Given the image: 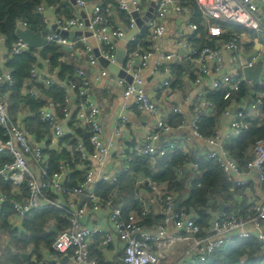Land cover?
<instances>
[{
    "label": "built area",
    "instance_id": "1",
    "mask_svg": "<svg viewBox=\"0 0 264 264\" xmlns=\"http://www.w3.org/2000/svg\"><path fill=\"white\" fill-rule=\"evenodd\" d=\"M69 1V0H68ZM71 1V0H70ZM141 0H132V4L137 11L141 10ZM197 5L204 18L209 20L207 31L210 37L220 38L224 31L215 24L223 22L241 26L251 31H264V21L257 18V13L261 6H264V0H196ZM89 3L83 0H76V5L80 8H86ZM174 5L173 0H159L157 4L156 18L148 24V38L152 41L160 42L166 33L165 19ZM120 8L123 11H128V4L122 1ZM45 8H38L39 14H45ZM103 9L99 3L95 4L93 9V17L89 26L81 17H73L71 19H57L55 22L56 32H49L45 36L48 43H55L60 46L69 48H77L79 45L84 46V51L88 54L89 64L95 67L98 63L94 55V49L89 44V37L85 36V32H90L98 42L102 43L101 56L111 63H115V40L124 39L125 31L118 27L113 28L107 24V20L103 15ZM176 14L183 15L184 11L181 8H175ZM47 25L48 23L45 22ZM94 25L98 28L94 29ZM25 29L26 25H23ZM130 30H135L136 35L131 38L132 43H137L138 38L142 35L135 19L130 20ZM191 29L197 31L199 27L195 24L191 25ZM67 32H82L77 38L65 37L62 33ZM243 42L241 34L233 36L229 41H218V46L215 49L208 47L198 52L191 47L189 42H184L182 47L190 51L189 58L198 64L197 72L195 73V83L200 85L204 78L213 76L214 81L212 88L219 89L222 85L231 87V90H238L239 82L234 75H220L223 70L225 54L237 53ZM30 50L29 46L22 40L14 44L12 54L19 55ZM157 50H136L130 57L126 73L131 76L132 81L125 85L124 80H120L119 84H124L123 92L124 106L129 107L134 104L137 109L147 114L156 120V132H151L147 137L146 146L140 150L141 155L146 157H165L170 151H175L176 145L169 144L168 148H158L155 143L160 139L162 133H170L173 128L166 124L159 117L157 105L147 96L143 89L144 80L141 72L149 69L150 62L154 59ZM196 56V57H194ZM175 58L174 54L161 55L156 61L155 66L151 69V75L155 76L160 71L166 80L164 86H170L172 82L171 68L169 63ZM259 60L258 57L252 56L245 64L246 68L254 69ZM212 63L213 66H210ZM56 72L45 76L37 68L31 71V81H42L47 86L52 84V78ZM108 72L101 70L100 74L94 77L87 74L83 70H78L76 78L82 84L77 85L75 82L70 83V92L74 94L79 92L82 97L80 104H72V99L67 98L65 101L64 113L65 117L69 118L74 110H77V127L88 129L90 133V144L92 151L88 153L82 143L76 148V151L81 154V160L84 166L79 165L80 171L85 172L83 182L76 187L69 198L78 200L80 197L87 196V204L83 207L74 206L71 203L66 206L63 202H55L48 197L50 191L57 194H66L65 183L69 180L67 164H62L59 171L52 173L48 166H45L43 159V148L39 145L33 146L30 136L19 127L9 116L7 107L0 95V128L4 132V136L0 137V153H8L12 157V162L6 164L0 170V178L4 181H9L17 187L26 188V201L18 198L8 200L7 196H3L2 202L10 204L15 213L20 217H25L28 214L42 210L43 208H66L71 226L58 233L52 249L55 253V259L52 263L45 258L41 259L38 264H60L59 258H68L69 264H98L96 260L90 257L89 240L97 234L104 235V244H111L116 238L124 244V264H160L162 253L154 250V245L171 246L173 244L188 243L190 245L189 254L194 253L195 262H206L208 256L213 254L217 249L225 246L234 245L237 239H248L255 235L257 239L264 244V142H259L253 146L249 152V159L241 164L235 159L226 145L218 139V137L204 138L200 131V120L203 117V112L196 114L190 122L189 128L192 131L193 138H202L205 142L211 145L214 149L206 154L207 159L217 163L222 172L230 177H235L234 184L238 189L248 187L249 182L243 178L246 174L256 173L261 184L260 194L262 199L254 202L252 213L245 215H228L221 213L217 216L213 224H210L209 229H206L205 235L203 230L197 225L193 217H189L184 213L176 212V197L173 194L164 196V210L162 211L163 220L158 226V233L151 234L145 231L143 221L146 216L151 215L149 208H144L141 214H125L122 209L113 207L117 193H113L108 199L96 192L99 181H108L109 178L103 176V170L106 168L109 157L111 144L106 143L104 139V129L101 123V110L92 101L93 86L97 84L103 77L107 76ZM220 75V76H217ZM14 81L10 71H4L0 75V87L4 85H12ZM253 88L264 89V77L259 79V82ZM31 96H36L35 90L31 89L28 92ZM228 95L226 96V98ZM255 101L251 105V114L246 115L244 112H239L241 120H234L231 124L232 135L235 138L241 136L249 129L246 119L255 120L262 114L264 107L263 96L255 95ZM202 106L206 109H214L212 102L204 101ZM176 113L183 114L182 110L177 109ZM229 115V111L226 112ZM41 119L43 122L51 123L53 126V137L61 139L70 134L62 122L56 120L54 115L47 111H41ZM244 120V121H243ZM121 123H126V119L121 117ZM186 127V123L178 126V129ZM115 135L120 137V130L115 129ZM130 161L123 167V172L130 171ZM31 162L36 165L41 164L40 173L31 169ZM150 188L157 191V186L150 183ZM107 205L110 207V220L113 225V232L107 233L102 231L97 226H83L82 218L89 213L95 214L96 211ZM173 226L177 230L184 232L182 236H169L168 228ZM250 229V230H249ZM252 231L255 232L253 234ZM167 239V241L165 240ZM175 264H190L187 261H179Z\"/></svg>",
    "mask_w": 264,
    "mask_h": 264
},
{
    "label": "crops",
    "instance_id": "2",
    "mask_svg": "<svg viewBox=\"0 0 264 264\" xmlns=\"http://www.w3.org/2000/svg\"><path fill=\"white\" fill-rule=\"evenodd\" d=\"M113 1L119 5V9L115 6L111 7L112 13H109L108 15L109 20L107 24L109 25L110 23L109 26L113 28H122L125 31V37L124 39L115 40L116 61L115 63L110 62V64L118 66L120 71H125V77H120L118 74L113 73L110 69L102 66L97 56V65L95 67H91L89 64L88 54L84 51L83 45H79L77 48L63 46L66 53L62 58V62L73 68L76 67L77 71H85L87 74L91 75V77H94L96 74H100L101 70L108 72L107 76L103 77L93 86L92 91V101L101 110V123L104 129L105 142L111 144L109 161L106 168L103 170V176L108 177L109 180H101L99 183L119 182L121 178L126 176V178L118 183V185H126V183H129L131 186L133 185V190H131L130 194L127 195L128 197L125 195L121 196V194L117 195L113 207L127 210L128 213L131 214H138V210L140 209L134 207L132 202L134 201L135 203V201H138L142 205V209L146 207L151 210V219L148 220L147 225L145 224V231L147 233L156 234L158 233V226L162 221V211L164 210L165 205L164 196L166 194L175 195L176 208H179L185 204L186 199L189 198L190 191L187 188V192L182 193V196L177 191H171L167 183L156 184L157 191H153L150 188V183H153V181L149 177L148 173L158 175L160 170L157 168V164L158 161L163 158L146 157L141 155L140 150L146 146L149 134L157 131L156 120L147 114L141 113L137 107L134 106V104H130L128 108L125 107L123 99L125 85H128L132 81L131 76L126 73V69L128 68L129 59L134 54V51H155L158 49L154 59L150 62V68L141 72L144 80L143 89L147 96L150 97V99L157 105L159 117L173 128L170 133H162L160 139L155 143V145L158 148L165 149L168 148L169 144H175L177 149L175 151H170L168 156L176 153H182L187 156H193L192 154H194L196 156L194 162L190 161V163H185V165L181 167L184 172V176H186L182 182H185L187 185H189L190 182L201 178L205 174V171L201 170L200 165L204 163L203 161H210L207 159L206 154L214 149L211 145L207 144L204 139L192 137V131L189 126L193 117L199 112L205 113L206 120L217 117L213 130L214 136L212 137H218V139L226 145V148H228L234 140L238 139L232 135V122L237 119L241 120L238 115L241 111L246 115L251 114V105L254 99H249V97H247L241 99L239 101L240 103L234 102L233 106L228 110L229 115L223 113L217 116L216 110H209L202 106V102L207 101L209 96L211 97V95H214V89L212 88L214 77L208 76L204 78L200 85L195 83V73L197 72L198 64L189 58L190 51L188 49H184L182 44L184 42H189L193 49H200L202 42H205L208 38L206 35L208 33L207 27L209 25V20L201 16L198 12H195V10L191 9V7H186L185 4L187 1L173 0L174 5H171V9H169L164 22L166 26V33L160 42L152 41L148 38V36H146V32L149 33V22L156 18L157 8L153 12L151 18H149V21L145 22L141 28H139L137 23L138 29L140 31H145V36L140 38L138 44H133L131 41V38L136 35V31L129 29L130 19H123L121 14H119V11H122L120 8L121 2L125 1L127 3H131L132 0ZM154 1L157 4L159 3V0L140 1L141 10L137 11L136 8L134 10L139 13V20H144V18H146L151 4ZM99 2H101V0L89 3L88 6L83 9H80L76 4H74L73 0L70 1L71 7L67 6L65 9H63V7L60 8V6L57 5L54 7L45 6L44 8L46 12L43 18L44 21L48 23V25L45 23L48 31L54 32L57 30L54 24L58 17L67 20L69 17L82 18L81 14L83 13L89 22H91L94 6ZM177 7L183 9V15L178 16L176 14L175 8ZM134 11L128 7L127 13L130 15L131 19V14ZM257 18L264 21V6L260 7L257 13ZM197 21H199V23H196ZM192 24H199V29L197 31L192 30ZM23 29H25L23 26L20 27V30ZM241 35L243 36V42L239 51L237 53L228 52L225 54L224 66L220 75L230 74L240 77L247 83L249 91L250 86L253 87V85L252 81L246 80L245 64L252 56L258 57L259 62L257 66L261 64L263 67V71L261 72L259 79L264 77V31H251L245 29L244 33H241ZM43 36L45 38V35ZM129 36L130 42H126L125 40ZM77 37L78 36L76 35L68 36V38L71 39H75ZM89 44L94 49V55L95 51H98L100 57H102L100 49L103 44L95 40L93 37H89ZM44 48L42 51L39 49L33 50L37 51L38 54H41ZM121 51H124V56L121 63H118V55ZM11 54L10 49L5 45V40L1 39L0 70H6L7 59L11 56ZM166 54L175 55L173 61L167 62L171 68L172 78V82L168 87L164 86L166 76H164L161 71L155 76L151 75V69L155 66L156 61L160 59L161 55ZM103 59L106 60L105 58ZM39 61L40 64L38 68L40 70H38L42 73L45 69L47 70V66L45 65L46 62L42 59ZM209 64L210 66H213L212 63ZM257 66L254 69H256ZM120 80H124L125 85H120ZM31 85L32 81L29 79L25 81L24 88L27 90ZM220 88L226 89V86L222 85ZM48 105L51 106V104ZM177 109L182 110L183 114L176 113ZM29 116L30 115L27 111L22 109L17 122H14L30 136L33 146L41 144L40 146H42L44 150L49 148L54 151H62L68 147L67 144H62L61 141L51 136L47 137L48 140L45 141V145L44 143H37V139L29 134L27 130L26 119ZM121 117L126 119V123H121ZM263 119L264 114L262 113L261 116L257 118V121ZM182 123H186V127L178 129V126ZM64 125L65 128L69 130L66 122H64ZM116 128L117 130H120V137L115 135ZM69 132L72 134L70 130ZM38 139L42 138L39 137ZM68 150H70V147ZM9 158L10 155L8 153H0V170L5 166V163L8 162ZM141 158L149 160L148 166H150V168L148 171L140 170V173H137L130 167V171L123 172V167L128 160L133 162L134 160L137 161L136 159L141 160ZM31 167L37 175L40 173V168H38L34 162H31ZM77 168L80 169L79 165H77ZM225 177L229 183L231 182L230 193H226L223 197H218L215 201H210L206 215L211 218V223L215 214L228 212V215H245L247 213H252L254 202H258L262 199L260 194L261 184L256 173L252 172L244 176L243 179L249 182V184L248 187L242 189L235 187V177H233L234 180L228 176ZM116 188H118V186ZM97 190L98 189L96 188V192ZM116 193L118 194V192ZM6 194L12 198L16 197L23 200V202H25L27 198L25 188H19L11 182L9 183V181H4L0 178V264H12V262H14L15 259H5V254H7L9 250L11 251L12 256L17 255L21 259L22 263L19 264H38L37 260L43 258L53 263L55 254L52 249L43 245H41L38 249H36L33 244L24 246L22 241L23 236H27L24 228L25 217L27 216L20 218V216L13 211L10 215L5 214L7 204L2 202L1 199ZM61 200L66 206L74 203V206L83 207L87 204L86 195L80 197V199L76 201L73 200L72 197H64ZM191 216H193L196 220L200 219L197 212L192 211ZM81 224L88 227L97 226L108 234L113 232V225L110 220V207L102 205L99 211H96L95 214H86L82 218ZM55 227L56 226L51 223L48 229H51L53 234H57L58 232L54 233L53 231V228ZM168 232L169 236H182L184 234L183 231L177 230L173 226H169ZM251 232L255 234L254 231L251 230ZM104 235L105 234H97L94 238L89 240L90 257H93L98 264H124V244L116 238L111 244L106 245L104 244ZM165 240L167 241V239ZM189 248L190 245L188 243L173 244L167 247L154 245V250H158L162 253L160 264H175L179 261H187L190 264L195 262L194 260L196 259V254H189ZM21 254H27L28 257H21ZM64 259L65 258L61 260L59 258L60 264H69V261L65 263Z\"/></svg>",
    "mask_w": 264,
    "mask_h": 264
},
{
    "label": "trees",
    "instance_id": "3",
    "mask_svg": "<svg viewBox=\"0 0 264 264\" xmlns=\"http://www.w3.org/2000/svg\"><path fill=\"white\" fill-rule=\"evenodd\" d=\"M183 1H187L185 4L186 7H191L195 12L203 16L196 0ZM99 3L107 21L109 20V13H112L111 7L115 6L119 9V5L113 0H101ZM56 5L60 6V8L63 7V9L67 8V6L71 7L70 0H0V40H5V45L11 52L14 44L21 39L18 32L23 25H26L27 29L35 33L39 32L47 36L48 28L43 18L44 15L38 13V8L40 6L54 7ZM119 14H121L123 19L126 18L131 20L127 11H119ZM71 18L73 17H69L68 19ZM58 19H61V17H58ZM196 23H199V21ZM215 24L222 28L224 34L220 38H217L210 37L207 33L206 37L208 38L205 42H202L200 49L194 50L200 52L206 47L215 49L218 46V41H229L233 36L244 33L245 31L243 27L234 24L223 22H216ZM195 25L199 27V24ZM142 36H145V31H143L142 35L138 38L137 43L133 44H138ZM146 36H148L147 32ZM65 53L66 50L63 46L55 43H48L41 54L31 49L19 55L11 54L7 59L6 70H0V75L4 71H10L12 80L14 81L12 85L8 84L0 87V95L7 107L10 118L17 122L21 110L25 109L30 115L26 119L28 133L37 139V143H44L45 145V141L48 140L47 137H53L52 124L43 122L41 119V111L43 110L51 112L57 121L62 122L64 127V122H66L69 130L72 132V134L59 139L62 144H67V148L69 149L70 147V150L67 148L62 151H54L49 148L44 150L41 146L43 148L45 166H48L52 173L59 171L62 164L69 165V180L65 183L66 194H57L54 191L48 193L50 199L61 203L63 202L61 199L69 197L70 193H72L76 187H79L85 176V172L77 168V165L84 166V164L81 160V154L76 151V148L79 146V143H82L88 153L92 151L89 130L77 127L78 111L74 110L69 118L65 117L64 107L68 97L72 99V104H80L82 101V97L79 96L78 91L74 94L70 92L71 82H75L77 85L82 83L76 78L77 68H73L62 62ZM40 58L46 62L45 65L47 66V70L45 69L42 73L48 76L52 74V72H56V75L52 78V84L50 86H47L42 81L32 80V85L26 90L24 88V83L29 79L31 80V71L34 68L39 69ZM235 81L239 82L238 90H231L230 86L226 87V89L219 88L213 91L214 95H211V97L209 96L207 101L212 102L215 106L214 109L209 110H216L217 116L226 113L233 106L234 102L240 103L239 101L241 99L247 97H249V99H254L255 95L260 94L263 96L264 100L263 88L255 89L250 86L248 91L247 83L240 77L235 78ZM31 89L35 90L36 96H31L28 93ZM227 95L228 97L226 98ZM254 101L255 99L252 103ZM48 104H51V106ZM262 113L264 114V107ZM205 116V113H203V117L200 120L199 131L204 138H208L214 136L213 130L217 117L206 120ZM245 122H248L250 125L249 129L239 136L238 139L234 140L227 148L231 155L241 164H244L249 159V152L253 146L259 142H264V119L257 121V119L251 120L248 118ZM3 136L4 132L0 128V137ZM38 136L42 139H38ZM38 145L40 146L41 144ZM192 155L193 156H187L182 153H176L174 155H167L165 156L166 158L162 157L163 159L158 161L157 164L160 173L158 175L148 173V175L155 185L158 183H167L171 191H177L181 195L187 192L186 190L188 188L190 191L189 198L186 199L185 204L175 210L189 217H193L191 216L192 211L197 212L200 219L196 220L194 217L193 218L197 225L202 228L203 235H205L204 232H206V229H209L211 224V218L206 215L209 203L210 201H215L218 197L225 196L226 193H230L231 182L229 183L227 181L226 175L214 161H203L204 163L200 165V168L205 171V174L201 178L190 183L188 182L189 185L182 182L186 176H184L181 167H183L185 163L195 161L196 156L194 154ZM136 160L137 161L134 160L133 162L130 161V167L133 171L140 173V170H149L150 166H148V159L141 158V160ZM11 162L12 157L10 156L5 165ZM41 166V164L37 165L38 168ZM125 178L126 176L121 178L119 182L115 181L114 183H98L97 193L102 195L105 199L110 198L112 194L115 193L114 191L118 192L117 195L121 194V196L125 195L128 197L127 195L133 190V185L131 186L129 183H126V185H118V183ZM117 186L118 188H116ZM23 188H25V186H23ZM4 196H7L9 201L13 199L7 194ZM132 202L134 207L140 209L138 210V214H141L144 210V208H141L142 205L138 201H135V203L134 201ZM12 211L15 213L13 207L7 203L5 214L10 215ZM123 212L129 214L127 210H123ZM149 219H151L150 215L145 217L143 226H145V224L147 225ZM51 223L57 227L58 233L68 229L71 223L67 209L43 208L25 217L24 228L27 236H23L22 243L24 246L33 244L36 249H38L43 245L52 249L58 233L53 234L51 229H48ZM55 253L56 252H54V254ZM91 258L93 259V257ZM5 259H15L12 264L22 263L17 255H11L10 250L5 254ZM40 260L41 259H38L37 262L39 263ZM194 264H264V244H262L255 235H252L248 239H237L234 245L217 249L213 254L208 256L206 262H196Z\"/></svg>",
    "mask_w": 264,
    "mask_h": 264
},
{
    "label": "water",
    "instance_id": "4",
    "mask_svg": "<svg viewBox=\"0 0 264 264\" xmlns=\"http://www.w3.org/2000/svg\"><path fill=\"white\" fill-rule=\"evenodd\" d=\"M83 1H85L86 3H92V2H94L96 0H83ZM73 3L76 4V0H73ZM127 4H128L129 9H131L132 11L135 10V6L132 4V2L131 3H127ZM156 8H157V3L154 1V2H152L151 7H150V9H149V11L147 13L146 18H144V20H139V13L136 12V11L132 12L131 16H132L133 19L136 20V22L138 23L139 28H141L144 25L145 22L149 21V18H151V16L153 15V12L155 11ZM81 16L85 20L86 25L89 26L90 22L86 18V16L83 13L81 14ZM97 28H98V26L94 25V29H97ZM55 31H57V30H55ZM62 34L65 37L74 36V35L81 36L82 32H70V33L64 32ZM18 35L29 46V48L32 49V50L33 49H39L40 51H42V49L48 43L46 38H44V36L41 33H39V32L35 33L33 31H31L30 29L20 30L18 32ZM84 35L87 36V37H91L92 36V34L90 32H85ZM125 41L126 42H130V36L128 38H126ZM92 42H93V40H92ZM123 54H124V51L119 52L118 63H121V60H122V58L124 56ZM95 56L98 57L99 62H100V64L102 66L110 69L111 71H113V73L118 74L120 77H125V75H126L125 71H123V70L120 71L118 66L112 65V64H110L109 61L104 60L102 57H100V54L98 53V51H95ZM262 71H263V67H262L261 64H259L256 69L246 68V70H245L246 80L247 81H252V85L256 86L258 84V82H259V76H260ZM220 212H222V211H220ZM218 215L219 214H215L214 218L212 219V223L211 224L214 223V221H215V219L217 218ZM53 231H54V233H57L58 229L55 227V228H53ZM21 257H28V255L27 254H21ZM68 261H69L68 258L64 259L65 263L68 262Z\"/></svg>",
    "mask_w": 264,
    "mask_h": 264
},
{
    "label": "rangeland",
    "instance_id": "5",
    "mask_svg": "<svg viewBox=\"0 0 264 264\" xmlns=\"http://www.w3.org/2000/svg\"><path fill=\"white\" fill-rule=\"evenodd\" d=\"M28 215H29V214H28ZM28 215H27V216H28ZM20 218H22V217H20ZM23 218H24V217H23Z\"/></svg>",
    "mask_w": 264,
    "mask_h": 264
}]
</instances>
